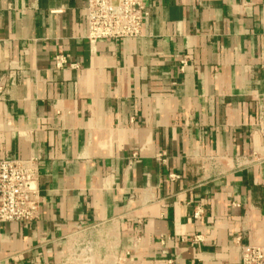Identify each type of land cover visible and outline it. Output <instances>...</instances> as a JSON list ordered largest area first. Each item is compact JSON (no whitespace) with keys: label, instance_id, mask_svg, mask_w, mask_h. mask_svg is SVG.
Returning a JSON list of instances; mask_svg holds the SVG:
<instances>
[{"label":"crops","instance_id":"0c3cea01","mask_svg":"<svg viewBox=\"0 0 264 264\" xmlns=\"http://www.w3.org/2000/svg\"><path fill=\"white\" fill-rule=\"evenodd\" d=\"M86 2L0 0V160L34 158L39 195L0 264H240L264 245V0H143L141 37L94 44Z\"/></svg>","mask_w":264,"mask_h":264},{"label":"built area","instance_id":"2783aa9c","mask_svg":"<svg viewBox=\"0 0 264 264\" xmlns=\"http://www.w3.org/2000/svg\"><path fill=\"white\" fill-rule=\"evenodd\" d=\"M148 9L143 0H87L85 39L94 44L101 40L135 39L142 36ZM66 60L54 56V66L61 69ZM258 67L262 75L264 104V38ZM39 210L37 168L34 158L0 160V222L28 223ZM197 210L193 214L198 219ZM195 241H200L195 238ZM240 264H264V245L240 248Z\"/></svg>","mask_w":264,"mask_h":264}]
</instances>
